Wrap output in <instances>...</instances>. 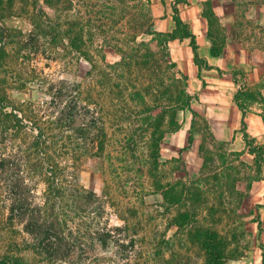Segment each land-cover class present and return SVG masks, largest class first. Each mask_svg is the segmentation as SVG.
Returning <instances> with one entry per match:
<instances>
[{"label": "rangeland", "instance_id": "374dc122", "mask_svg": "<svg viewBox=\"0 0 264 264\" xmlns=\"http://www.w3.org/2000/svg\"><path fill=\"white\" fill-rule=\"evenodd\" d=\"M45 1L49 2L48 5ZM108 3L113 4L112 10L107 8ZM0 6L2 9L0 27L4 25L8 29L14 30L8 33L9 58L5 71L0 72V89L6 97V100L0 104V106L5 105L3 108L0 107V119H6L3 113L10 112V105H16L18 110L23 111L21 114L23 120L18 133L14 134V130H12L14 129L13 120L9 122L7 119L5 120L8 126L6 130L0 128V264H16L15 256L23 264H67L65 262H48V256L40 254L37 249L33 248L31 237L23 229L22 221L8 219L11 214L9 208L12 186L10 185L15 186L16 183L18 188L15 187V189L20 191L28 203L32 205L42 203L44 173H46L45 159L47 157L43 154L45 152L55 158V163L66 167L67 179H71L73 176L77 185L95 192L100 197L104 205L103 217L100 216L96 221L90 220L91 216L89 219L86 217L85 219L92 223L91 227L107 225L112 228L122 223L121 216H117L116 213L122 215L125 212L126 216L130 215L128 218L129 228L127 232L120 235L122 238L136 241L143 254L140 264H203L198 249L189 247L183 237L180 239L182 235L174 238V229L167 228L168 219L172 214H165L159 192L151 193L149 185L145 183L144 188L141 189L140 185L138 187L139 192L142 193L139 197L131 191L129 185L122 186L120 182L121 173L131 177L134 169L133 163L128 160L130 157L125 159L120 152L123 150H121L120 144H125L126 139L124 140V138L128 133L133 136L137 135L139 142L144 141L146 130L139 134L134 133L139 131L138 128L143 117H147L148 114H156L160 106H167L166 97L174 92L170 77L171 70L167 72L165 70L162 74L163 84L161 86L157 84L158 88H154V85L149 89V81L146 77L133 80L136 75L130 76L127 80L131 83L129 85L135 83L138 87L140 83H144L141 94H145V105L134 106V102H126L129 95L124 90V99L117 102L118 110L115 112V117L116 113L117 117L114 119L109 118L111 109L108 99L110 97L106 94L109 89L98 87L100 76L97 70L102 69L106 64H115L119 61L120 44L126 42L127 46L122 44V50L129 49L133 45L131 37L135 34H139L135 41H149L152 36L141 32L144 29L150 31L157 29V26H160L159 19L165 18L166 13L161 15L159 9L151 6L145 0H0ZM203 12L207 18L209 33L214 35L216 44H222L224 26L220 24L210 5H205ZM127 16L129 18L125 24ZM153 20H156V25ZM172 20L174 19L172 18ZM34 21L36 23L45 21L43 22L44 26L41 27L50 32L48 36H42L37 42L38 53L35 55L29 53L28 50L35 47V42L28 41V47L25 46L27 35L34 29ZM67 21L78 22L74 29L75 32L81 31L87 39V43L82 45V48L93 52V55L95 54L93 58L95 70L91 81L92 100H90L89 107L91 115L102 117V126L100 127H103V132L106 134L104 152L94 157L95 159L91 155L83 154L72 159L70 152L60 153L63 149L71 151L72 145L68 140L70 132L65 130L62 133L52 123L48 125L49 128H52L53 133H57L56 137H52L55 141L54 144L50 142V146H46V150L42 151L36 149L33 144L36 135L35 123L43 125L46 122L45 119L55 120L56 111L60 105L52 103L51 94H45L47 86L52 84L57 87L60 81L67 89H72V85L78 82L87 83L89 78L85 72L90 66L83 57L76 55L75 51H72L75 54L70 53L72 48L66 43L51 42L53 33H63ZM56 23H59L60 26L52 31ZM241 24L245 25L244 28L248 27L243 21ZM37 30L40 31L39 28ZM154 44L149 45L152 51L155 49ZM101 55L104 56L101 58ZM169 60L172 62L171 57ZM175 70L180 71L177 67ZM107 71L112 73V80L105 78L106 85L123 80L122 77L115 76L114 69L107 67ZM161 87L163 91L158 94ZM123 101L126 102V106L128 104V109L124 108ZM99 106L103 107V116L102 112H97ZM171 109L168 108L164 112L165 125ZM194 112L193 115L186 108L178 110L179 128L176 131L168 132L161 142L162 165L160 169L163 182H173L180 177H186L185 179L188 181L193 180L195 177L192 171L199 166L200 156L203 155L200 146L213 148L212 145L219 143L213 140L214 137L204 116L196 110ZM78 120L81 121L80 118ZM59 132L63 137L67 136L63 141L66 142V146H63L62 139L56 141ZM121 138L122 141H119ZM219 144L222 150L227 153L233 151L228 143ZM171 157L182 162L187 176H185V172L175 170L176 161L171 160ZM238 159L247 166L234 159L233 162L238 166V171L234 174V179L229 176L223 177L221 189L219 188L223 191L222 194L218 190V184L217 186L213 185L212 190L214 191H208L209 187L206 189L208 196L206 205L213 207L215 219H218L213 222L214 219L207 217L200 221L204 225L213 226L227 239L232 240V243L235 241L233 240L235 236L238 243L245 247L242 256L237 259H229L224 264H264V243L260 241L261 235L257 240L259 233L255 226L256 220L260 219L257 214L253 213L254 209H258L259 204H254L251 208L247 203H244V206L239 204L240 197L246 196L248 193L251 181L254 180L251 178L258 174L252 170L253 162L249 154L240 152ZM40 163L41 166L37 168ZM34 165H37L36 168ZM118 165L125 168L120 174H118L119 169L116 170ZM213 165L212 163L209 167L211 168ZM107 201L118 208L114 210L107 205ZM128 208L135 210L131 212L128 211ZM173 211L172 209L171 212L173 213ZM200 214L204 216L205 210ZM236 214L242 216L237 217ZM88 221L87 224H89ZM166 240H170V242L165 243ZM92 255L96 258L99 257L94 263L88 262V258H86L79 264H135L133 252H129V256H122L121 251L112 242H109L106 248L95 244Z\"/></svg>", "mask_w": 264, "mask_h": 264}, {"label": "trees", "instance_id": "16d2710c", "mask_svg": "<svg viewBox=\"0 0 264 264\" xmlns=\"http://www.w3.org/2000/svg\"><path fill=\"white\" fill-rule=\"evenodd\" d=\"M46 4L49 3L45 1ZM186 2V0H175L173 5V19L175 27L171 32H160L155 30H143L141 33L151 35L149 41H135L139 34H135L131 37L133 45L129 49L122 50V44L126 45V42H122L119 47L120 58L115 64H106L102 69L97 70L99 72L100 80L98 87H107L109 90L106 94L109 95L108 99L110 105V117L116 118L115 112H117V102L124 99V90H126L128 100L126 102H134V106L144 104L145 94L142 93V85L140 83L138 87L133 83L129 85L127 80L130 76L136 75L133 80L139 77H146L149 81V89L154 88L157 84L160 86L163 84L162 74L171 70L170 77L172 85L174 87V94L166 97L167 106L161 107L156 114H148L147 117L142 118V123L138 128L139 131L134 134H139L141 131H147L143 142L137 140V135L127 134L125 144L121 143V150L123 157L133 163L132 176L128 177L121 172L124 167H116L119 169L118 174L121 173V185L131 187V191L135 195L141 197L138 187L141 189L145 183L149 185L151 193L159 192L162 203L164 206L165 214L171 213V217L168 219L167 228L174 229V238L182 235L180 239H184V242L191 248L198 249L202 256L203 264H224L229 259H237L242 256L244 248L242 247L234 236L235 241H230L224 234H221L217 229L211 225H204L200 220L207 217L215 219V212L213 207H208V196L206 189L212 190L213 185L218 184V190L222 194L221 181L223 177L229 176L234 179V174L238 171V166L234 164V159L239 160L238 156L240 152L229 151L228 153L222 150L221 145H212L213 148L205 147L201 145V162L199 166L193 169V180H186V177H180V179L173 182L162 181V165L161 161V142L168 132L176 131L179 126L178 110L188 109L193 115L195 112L190 106L191 96L186 91V76L175 70L176 65L169 60L168 42L173 39L189 38L190 46L194 53L195 62L199 63L200 59L197 55V45L194 40V35L189 32L187 24L182 21L179 16L177 4ZM107 8L112 10L113 4L108 3ZM48 5V4H47ZM1 7V6H0ZM41 10V9H40ZM0 12L2 9L0 8ZM1 15V13H0ZM129 16L125 18V24L128 22ZM39 20V19H38ZM33 31L27 36L25 46L28 47L29 42H35L33 49H28L29 53L35 55L38 53L37 42L42 36L50 33L43 29L41 26L45 21H34ZM68 22V21H67ZM78 25L76 21H69L63 33H53L51 37L52 43L67 44L72 51L77 52L76 55L83 57L89 64V69L85 74L89 77L87 83L78 82L72 85V89H67L62 82H58V86L48 85L47 92L45 94H51V100L53 104H60L56 111V119H45L46 122L41 125L35 123L34 130L36 131L34 146L39 151L46 150V146H50V142L54 144L52 137H56L57 133H53L52 128H49L50 123L54 127L59 128L63 133L65 130L70 132L68 135L69 144L72 145L71 151L63 149L60 153L70 152L72 159H75L79 154L91 155L97 157L104 152L105 149V137L103 132L102 117H95L91 115L90 104L92 100V76L94 73V56L93 52L82 48V45L87 43V39L83 36L82 32H75V27ZM44 26V25H43ZM60 24L56 23L52 31L56 30ZM39 28V32L38 29ZM37 30V31H36ZM14 31L1 25L0 27V72L5 71L6 62L8 61L9 51L8 46V33ZM106 39V38H105ZM109 43V41H108ZM154 44L155 49L152 51L149 47ZM107 42L105 41V45ZM115 46V45H114ZM127 46V45H126ZM112 47V46H111ZM113 48V47H112ZM75 54V53H72ZM104 55H101V58ZM151 62L152 65H151ZM107 67L114 69L116 77H122L123 80L115 84L106 85L105 78L112 80L111 72L107 71ZM170 85V86H172ZM158 88V87H156ZM162 87L158 91V94L162 93ZM103 93V90H101ZM243 93L239 90L235 96V99L242 98ZM6 100L4 94L0 89V104ZM116 101V102H115ZM123 101L124 108L128 109V104ZM10 112H4V117L9 121L13 120L14 134L18 133L22 124V110H18L16 105H10ZM0 107H5L2 105ZM103 107L99 106L98 111L104 114ZM157 108V107H156ZM172 108L170 115L165 125L166 109ZM147 109V108H146ZM157 109V110H158ZM2 112V111H1ZM96 112V113H97ZM123 112V110H121ZM98 114V113H97ZM4 118V119H5ZM81 119V121L78 120ZM5 119V120H6ZM1 130L8 128L5 120L0 119ZM118 120V118H117ZM78 121V122H77ZM53 127V129H54ZM145 131V132H146ZM4 132V131H3ZM55 132V131H54ZM13 134V135H14ZM50 134V136H49ZM64 136L59 132L58 138L64 141ZM190 140V138H189ZM214 140V138H213ZM122 141V138L119 139ZM63 146H66V142H63ZM255 155L253 158L252 170L258 174L260 172L261 164L263 161V151L261 148L254 150ZM46 157V173H44V190L42 203L40 205H32L25 201L23 195H21L17 187V184L10 188L12 191L11 203H10V216L9 220L20 219L23 224V229L31 237V244L33 248L37 249L40 254L48 256V262H65L67 264H79L82 260L88 258V262L94 263L98 258L92 255V251L95 244H99L102 248H106L109 242H112L114 246L121 251L122 256H129V252H133L135 264L141 263L142 251L136 244L135 240H128L122 238L124 232H127L129 228L130 215L116 213L117 216H121V224L118 226L107 227V225L91 227L90 220L96 221L100 216L103 217L104 205L101 202L99 196L91 190H87L77 185L76 179L71 176V179L66 178V167H61L58 163H55V158L43 153ZM121 154V155H122ZM95 159V158H94ZM115 159V158H114ZM120 159V158H119ZM171 160H175L174 168L176 171H183L184 166L179 159L171 157ZM116 162H118L115 159ZM240 164L246 165L243 161ZM214 164L211 168L210 164ZM118 164V163H117ZM182 164V166H181ZM74 165V164H73ZM73 165H70L71 167ZM37 165H34L36 168ZM41 166V163L37 168ZM247 166V165H246ZM251 166V165H250ZM251 168V167H250ZM115 172V171H114ZM73 175V173H72ZM185 176L187 173L185 172ZM252 177V179H255ZM212 183H210L211 181ZM209 185V186H208ZM18 188V187H17ZM211 188V189H210ZM220 188V189H219ZM214 191V190H212ZM245 196V195H244ZM244 196L240 197L239 204L242 205ZM247 196V195H246ZM245 196V197H246ZM221 202V201H220ZM62 203V204H61ZM107 205L114 210L118 208L111 202H106ZM174 210L173 213L171 210ZM133 212L135 209L128 208V211ZM205 210V215L200 213ZM237 217L242 215L236 214ZM88 217V219H85ZM87 221L89 224H87ZM77 223V225H76ZM106 224V223H104ZM119 233V234H117ZM122 233V235H120ZM170 242L166 240L165 243ZM243 248V249H242ZM16 264L21 263L20 259L15 256Z\"/></svg>", "mask_w": 264, "mask_h": 264}, {"label": "crops", "instance_id": "0c3cea01", "mask_svg": "<svg viewBox=\"0 0 264 264\" xmlns=\"http://www.w3.org/2000/svg\"><path fill=\"white\" fill-rule=\"evenodd\" d=\"M145 1L161 15L166 13L154 30L171 32L175 0ZM205 5L212 7L225 28L220 45L209 33ZM177 8L194 35L200 59L195 62L189 38L168 42L169 58L186 76L192 110L204 116L215 142H226L231 150L249 154L252 162L254 150L263 151L260 172L251 181L242 206L259 204L253 213L260 219L255 225L257 240L261 235L264 243V0H186ZM241 21L248 27L244 28ZM153 22L156 25V20ZM239 90L243 96L235 99Z\"/></svg>", "mask_w": 264, "mask_h": 264}]
</instances>
